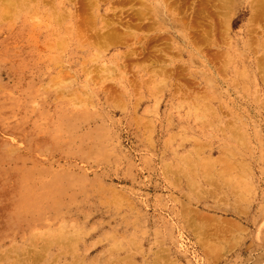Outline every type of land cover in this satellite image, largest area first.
Here are the masks:
<instances>
[{
  "label": "rangeland",
  "instance_id": "rangeland-1",
  "mask_svg": "<svg viewBox=\"0 0 264 264\" xmlns=\"http://www.w3.org/2000/svg\"><path fill=\"white\" fill-rule=\"evenodd\" d=\"M14 14L12 20L0 19V186L7 184L22 197L14 205L0 199V214L8 224H0V264H11L4 253L32 252L62 233L73 236L72 247L84 264L114 246L119 247L107 257L111 264H151L156 256L163 258L160 264H264V121L248 122L241 137L219 121L202 123L193 116L189 100H173L166 86L158 91L141 87L147 77L137 78L121 55L123 48L109 50L94 63L95 53L87 45L82 51L76 40L64 47L67 52L50 49L39 55L35 46H26L31 36L21 25L25 15ZM249 15L248 2H239L231 20L235 45L229 52L236 64L237 54L246 59L241 43ZM17 25L22 33L16 32ZM41 27L39 40L48 47L67 38L56 34L53 24ZM187 64L183 56L179 68L187 72ZM100 65H126L123 79L129 87L119 73L101 78ZM87 67L95 73L87 75ZM195 71L203 79L202 70ZM223 77L245 96L254 90L252 78L248 84L231 68ZM202 85L195 82L202 94L212 95L213 108H231L238 97L214 89L211 82L207 89ZM222 117L229 119L227 112ZM245 137L250 142L241 149L242 161L256 185L248 202L238 203L230 185L217 183L216 171L224 163L211 171L215 183L210 185L198 170V186L190 189V168L183 161L190 151L200 147L203 156L217 158L236 145V138ZM94 149L101 153L84 161L83 154ZM71 150L81 154L67 159ZM194 213L237 224L243 235L219 257L205 256L184 229L183 218ZM72 261L63 249L50 247L41 264Z\"/></svg>",
  "mask_w": 264,
  "mask_h": 264
},
{
  "label": "bare ground",
  "instance_id": "bare-ground-1",
  "mask_svg": "<svg viewBox=\"0 0 264 264\" xmlns=\"http://www.w3.org/2000/svg\"><path fill=\"white\" fill-rule=\"evenodd\" d=\"M241 1L248 2L250 15L245 25V39H242L241 43V48L246 52V59L237 54L236 64L229 53L235 45L231 20ZM16 10L25 15L21 25L29 28L27 37L31 36V42L26 46H35L33 49H36L39 55L40 52L46 53L50 49H54V52H60L62 49L67 52L64 47L69 46V41L76 40L80 45L78 48L82 51L87 45L95 53L92 59L94 63L109 50L123 48L125 52L121 55L128 60V66L135 71L137 78L140 79L141 76L142 80V76L147 77V85L145 81H141V87L150 89V86H153L154 90L158 91L166 86L173 100H189L193 116L202 123L210 124L209 119L219 121L233 136L241 137L239 133L246 135L248 122L254 118L261 123L264 121V0H0V19L12 20ZM29 20H35L36 24H25ZM51 24L57 26L56 34L67 38H62L53 47H48L39 39L44 33L41 26ZM15 28L17 33H22L23 27L19 28L17 25ZM36 28L39 30L35 33L33 31ZM183 56L187 57V72L179 68ZM62 57L63 55L60 61L64 59ZM117 66L121 69L100 65L97 69L98 75L101 78H112L119 73L123 85L128 88L129 82L123 79V76L127 75V66ZM196 67L202 70L203 79L197 75ZM227 68H231L232 74L237 77H246L248 84L252 78L253 92L245 96V92L232 89L231 82L223 77ZM92 73H95V69L92 71L88 68L87 75L91 76ZM195 82L198 86L203 84L204 89L209 88L211 82L215 85L214 89L224 91V88L226 93L232 91L238 97L231 103V108L226 104L213 108L210 105L213 101L212 95L202 94L200 89L196 88ZM140 102L141 100L137 101L136 107ZM74 112L71 114H75ZM222 112H227L229 119L225 120ZM97 142L103 143L104 136ZM235 142V146L217 158L203 156L200 147L194 148L183 158L190 168V176L187 177L190 189L198 186L195 181L198 170L210 185L215 183L211 171L224 163V169L216 171L218 179L222 182L217 183L222 187L225 186L223 183L230 185L238 203L250 200L256 185L252 175L247 174L249 166L242 161L241 150L250 142V138H236ZM99 153L100 149L90 150L83 154V159L88 161ZM79 154V151L71 150L67 159ZM16 187L17 190L21 189L20 184ZM212 195L216 197L217 193ZM21 197L13 187L7 184L0 186L2 204L5 202L14 205ZM236 210L238 211L237 208ZM186 213L187 211L185 215ZM183 220L184 229L190 231V235L197 239L196 244L203 251L202 254L209 257H219L227 248L231 249L244 232L237 224L210 219L199 213ZM6 221L0 214V224L3 228L8 225ZM227 238L229 240H226ZM175 244L176 247L179 246L178 239ZM72 245H75L73 236L62 233L52 242L36 245L32 252L26 249L16 252L12 249L3 256H6L11 264H41L50 247H59L63 249L64 255L66 253L72 256L71 264H84L79 262L77 250ZM118 247L105 250L106 252L97 255L89 264H111L107 257L117 252ZM162 260V257L156 256L151 264H160ZM53 261L54 258L51 263ZM114 262L113 264H120L121 260ZM171 262L170 264H174V261ZM164 264H167L166 260Z\"/></svg>",
  "mask_w": 264,
  "mask_h": 264
}]
</instances>
